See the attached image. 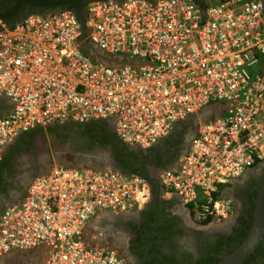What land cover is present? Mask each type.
<instances>
[{"label":"built area","instance_id":"2783aa9c","mask_svg":"<svg viewBox=\"0 0 264 264\" xmlns=\"http://www.w3.org/2000/svg\"><path fill=\"white\" fill-rule=\"evenodd\" d=\"M84 12L86 38L138 65L83 53L68 9L0 23V96L12 105L0 115V156L30 129L109 118L118 140L146 148L217 105L157 180L196 223L228 219L233 199L220 190L264 161V0H93ZM150 195L135 172L55 165L0 212V256L46 246L42 264H127L84 230L98 213L129 212Z\"/></svg>","mask_w":264,"mask_h":264},{"label":"flooded vegetation","instance_id":"af4514ba","mask_svg":"<svg viewBox=\"0 0 264 264\" xmlns=\"http://www.w3.org/2000/svg\"><path fill=\"white\" fill-rule=\"evenodd\" d=\"M18 1L0 0V13ZM85 5V1H80L73 4V7L81 10ZM45 9L46 7L41 5L24 3L10 18V21L15 22L20 16ZM51 128L53 129H49L46 133V130H43L42 134L41 132L32 134L33 147L23 140L30 137L27 133L32 130L30 129L18 134L3 149L0 159L4 160L21 144L19 150H14L8 156L9 167L6 170L3 168L0 170V212L7 207L4 197L9 194L10 190L16 189L19 192L16 202L22 198L26 190L16 187L10 179L11 173L18 168L27 169L29 159L33 160L34 165L39 166L35 168L36 171L38 168H45L46 163L38 165V153L44 158H49L48 153L52 144L57 146V149L51 151L60 165L77 166L80 162L83 166L93 169L111 168L120 172L142 174L146 179H157L162 170L178 163L194 135L196 125L187 120L176 126L164 140L146 148L124 146L114 135L112 125L103 120L92 125L68 123L66 126H51ZM20 140H22L21 143H19ZM26 147L30 149L26 150ZM261 163L248 168L240 178L231 180L220 190L222 196H230L234 203L232 214L222 222L214 221L208 223V226H202L193 221L188 212L190 223H187L180 210L175 213L169 203L158 201L156 217L149 203L139 210L110 213L109 216L114 218V222L109 224L110 228L107 231L100 233L99 240L107 235L105 233H108L107 238L110 239L112 232L120 233L121 237L116 238V242L114 241L108 247L121 255L127 264L142 262L146 242H148V250L143 264L145 262L146 264L212 263L215 259H220L225 255L227 249L235 245L243 233L245 228L243 225L248 220L254 200L253 194L260 177ZM256 246L259 247L261 253H264V231L262 239ZM259 254L244 258L245 260L243 259L238 264H258Z\"/></svg>","mask_w":264,"mask_h":264},{"label":"water","instance_id":"95a60500","mask_svg":"<svg viewBox=\"0 0 264 264\" xmlns=\"http://www.w3.org/2000/svg\"><path fill=\"white\" fill-rule=\"evenodd\" d=\"M75 1L77 0H51V1L19 0L16 4L9 7L6 11L0 13V23H7L8 25H12L14 22L10 21V18L17 13L19 8L24 3H32V4L41 5V6L46 7L44 11L32 12L30 14L59 13L62 10L68 9L72 11L74 15L77 17V21H78V24L80 27V33H81L80 38L78 40L80 48H83L86 51L87 55L91 57L95 62L101 63L103 65H111V66H116V65H121V64H130V65H135V66L138 65L135 61L129 60L127 58H123L120 56L110 57V56L105 55L100 49L97 48L95 44H93L88 38H86V35L88 34V31L84 27L86 14L84 11L77 10L73 7V3ZM90 1H93V0H86L85 4ZM116 1H119V0H116ZM149 1L154 2L155 0H149ZM197 3L198 5L202 6V3L200 1H198ZM201 11L204 13V8L201 7ZM23 18L24 16H20L19 18L15 20V22H20L23 20ZM0 104L8 106L7 108L9 109L12 106L11 103L6 98L1 97V96H0ZM193 115L195 114H190L184 119V121L177 122L173 126L172 130H174V128L178 126L179 124L193 118ZM106 121L110 125H112L113 123L112 118H109ZM66 123H76V122L66 121ZM58 124H61V123H58ZM164 139L165 138H163V140ZM123 145L126 146L125 144ZM77 166L85 167L82 164H80V162L77 164ZM106 166H110V165H106ZM37 167L39 166L35 167L33 160L29 159L27 163V169L25 170L21 168L16 169V171L11 173L10 179L14 182L17 188H19L20 190H25L33 178L41 175V174H38L41 168H38L36 171L35 168ZM138 175L144 178L145 180L153 183L155 186V191H154V195L152 199H153L154 206H155V217H156L157 215L156 205L159 200V182L156 179H146L142 174H138ZM18 195H19V192L16 189L10 190L9 194L4 197V200L6 203L5 206H10L13 203H15L16 199L19 197ZM188 217L189 215L188 213H186L185 221L187 223H190V219ZM263 231H264V161L260 164V177L257 181L255 198L253 200L252 219H251V224L247 232V235L233 250L223 255L214 264H238L240 263L248 254H250L253 251L254 247L262 239ZM147 250H148V242H146L144 259L147 256ZM144 259L142 260L140 264H143Z\"/></svg>","mask_w":264,"mask_h":264},{"label":"rangeland","instance_id":"374dc122","mask_svg":"<svg viewBox=\"0 0 264 264\" xmlns=\"http://www.w3.org/2000/svg\"><path fill=\"white\" fill-rule=\"evenodd\" d=\"M201 3L204 5H213L216 3L217 0H199ZM215 109V106H208L203 108L201 111H199L197 114L193 115V118L189 119L195 125H197V121L208 118L213 115V110ZM191 124V122H190ZM191 128V127H190ZM57 149V146L55 144H52L50 151L48 153L49 158H44L41 156L40 153H38V165H44L45 163L47 164L45 168H41L40 172L38 174H42L46 171H48L51 167L58 165L56 158L53 155V152L51 150ZM41 156V157H39ZM48 160V161H47ZM49 162V164L47 163ZM37 165H35L36 167ZM37 174V175H38ZM114 222V218H110L109 214H101L99 216H95L92 220L89 221V223L86 225L85 230H84V235L88 236L90 233L93 231L100 232L103 234L105 230L107 231L108 228H110L109 224ZM210 224V223H209ZM209 224H204L202 226H208ZM201 226V227H202ZM117 232V231H116ZM107 234V235H106ZM105 237L102 238V240H98L97 243H101L103 245L110 246L114 241L116 242V238H120L121 234L120 233H113L110 234L112 237H108V233H105ZM115 237V238H114ZM113 241V242H112ZM43 246H37L28 250H23V251H12L9 252L3 256L0 257V264H41L43 261L44 257V251H43Z\"/></svg>","mask_w":264,"mask_h":264},{"label":"trees","instance_id":"16d2710c","mask_svg":"<svg viewBox=\"0 0 264 264\" xmlns=\"http://www.w3.org/2000/svg\"><path fill=\"white\" fill-rule=\"evenodd\" d=\"M80 1H85L86 2V0H77V1H75L73 4H75V3H79ZM199 0H196V2H198ZM204 5V4H203ZM85 7V6H84ZM82 11H84V8L83 9H81ZM80 50L83 52V53H85V54H87L86 53V51L83 49V48H80ZM184 121V120H183ZM97 121H87V122H80L81 124H84V125H88V124H90V125H92V124H94V123H96ZM180 122H182V121H180ZM80 123H78V124H80ZM66 125H68V123H66V122H63V123H61V124H58V123H51V124H48V125H46V126H44V127H39V128H34V129H32V130H30L29 132H27L28 133V139L26 140V138H24L23 140H24V142H27V143H29L32 147H33V139H32V134H34V133H36V132H41L40 134H42L43 133V130H46L45 131V133L47 132V131H49V129H53V128H51V126L52 127H56V126H66ZM163 140V139H162ZM161 141V140H160ZM22 142V140H20L19 141V143H21ZM18 144V143H17ZM20 147H21V144L18 146V147H16L14 150H19L20 149ZM26 150H29L30 149V147H26L25 148ZM14 150H12L10 153H9V155L8 156H10L11 155V153L14 151ZM33 150V149H32ZM8 156H7V158L6 159H0V170L3 168L4 170H6L8 167H9V165H8V163H10L9 162V159H8ZM1 172V171H0ZM154 190H155V188H154V186L152 185V187H151V196H153V194H154ZM255 193H256V189H255V191H254V194H253V198H255ZM165 201V200H164ZM165 202H167V203H169L168 201H165ZM150 205H151V211L153 212L154 211V209H153V201L152 200H150V203H149ZM188 209H189V212H190V214H191V206L190 205H187L186 206ZM252 211H253V203L251 204V210H250V212H249V216H248V220H247V222L245 221L244 222V224L245 225H243V226H245V228L243 229V233L241 234V237L238 239V241H236V243H235V245H233L232 247H230L229 249H227V252L226 253H228V252H230L231 250H233L244 238H245V236L247 235V232H248V230H249V227H250V224H251V219H252ZM151 212V213H152ZM198 224H200V225H204V224H206V222H203V223H198ZM151 251V250H150ZM150 251H149V254H150ZM257 252V253H256ZM260 253V254H259ZM254 254H259V261H258V264H264V253H261L260 252V250H259V247H257V246H255L254 247V249H253V251L250 253V254H248L246 257H245V259H247L248 257H250L251 255L252 256H254ZM244 259V260H245ZM219 259H215L214 261H212V263H209V264H214L215 262H217ZM145 264H146V262H145Z\"/></svg>","mask_w":264,"mask_h":264},{"label":"crops","instance_id":"0c3cea01","mask_svg":"<svg viewBox=\"0 0 264 264\" xmlns=\"http://www.w3.org/2000/svg\"><path fill=\"white\" fill-rule=\"evenodd\" d=\"M8 106H5V105H3V104H0V115H2V114H4V113H6L8 110H9V108H7ZM215 111V112H214ZM218 111V106L216 105L215 106V109L213 110V115H215L216 114V112ZM205 119V118H204ZM174 165H176V164H174ZM174 165H172V166H174ZM169 167H171V166H169ZM157 180V179H156ZM152 185L154 186V184L153 183H151L150 182V186L152 187ZM154 188H155V186H154ZM155 191V190H154ZM154 195V194H153ZM153 196H151L150 195V199L143 205V206H141V207H139V208H135V209H133V210H131V211H134V210H139V209H142L147 203H150V200H152L153 201ZM168 201L169 202V205L171 206V209H172V211L173 212H177V211H179L180 210V212L184 215V217H185V214L186 213H188V210L184 207V206H182L181 204H180V201H179V198L176 196V195H174V194H167V193H162V192H160L159 191V200L158 201ZM153 206H154V202H153ZM156 210H157V207H156ZM154 211H155V206H154ZM130 212V211H129ZM186 212V213H185ZM106 214H110L111 212H105ZM101 214H104V212H100V213H98L96 216H99V215H101ZM89 223V222H88ZM94 232V231H93ZM95 232H97V231H95ZM99 243V242H98ZM101 244V243H100ZM43 251H44V257H43V260H44V258H45V256H46V254H47V250H48V248L46 247V246H43ZM18 251H23V250H18ZM43 263V261L41 262V264Z\"/></svg>","mask_w":264,"mask_h":264}]
</instances>
